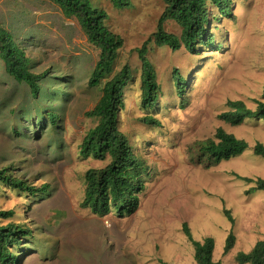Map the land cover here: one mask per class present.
Segmentation results:
<instances>
[{
  "label": "rangeland",
  "instance_id": "obj_1",
  "mask_svg": "<svg viewBox=\"0 0 264 264\" xmlns=\"http://www.w3.org/2000/svg\"><path fill=\"white\" fill-rule=\"evenodd\" d=\"M90 1L124 39L119 67L128 64L133 77L119 126L148 166L145 188L138 210L127 217L98 216L82 206L85 172L108 163L80 154L87 131L97 124L85 113L101 96L100 87L88 84L98 51L77 20L49 0H0V24L25 49L33 71L46 72L40 96H34L25 82L7 74L0 59V168L10 167L37 188L49 185L46 194L35 196L0 187V209H13V221L26 223L32 233L16 250L18 264H197L185 223L194 239H215V261L239 264V252L264 240V190H253L264 179V159L253 151L257 142L264 144V119L233 125L219 115L229 110V100L251 109L264 100V0H231L225 16L215 9L220 19L208 25L214 43L197 54L184 46L173 51L149 44L163 88L151 110L142 105L137 48L156 30L164 0H132L126 8ZM165 26L180 34L175 22ZM175 70L186 79L183 96L174 86ZM52 109L59 113L56 123L37 119ZM145 116L160 124L144 123ZM219 127L246 140L248 150L211 168L192 162L189 146ZM230 233L235 243L225 253Z\"/></svg>",
  "mask_w": 264,
  "mask_h": 264
},
{
  "label": "trees",
  "instance_id": "obj_2",
  "mask_svg": "<svg viewBox=\"0 0 264 264\" xmlns=\"http://www.w3.org/2000/svg\"><path fill=\"white\" fill-rule=\"evenodd\" d=\"M57 5L65 17L75 19L79 23L88 42L98 51L97 60L90 74V87H100L101 96L95 106L87 111V117L97 124L90 128L81 145V156L107 160L104 167H93L85 172V197L82 206L90 208L98 216L116 214L127 217L134 214L140 205V193L145 188V176L148 166L142 158L135 154L128 136L120 129L119 119L125 108L124 91L132 79V69L128 64L119 67L120 50L124 46L123 37L107 25V13L94 6L90 0H49ZM117 8L132 5V0H109ZM165 8L161 13L156 30L147 38L143 45L137 48L141 61V91L144 109H154L163 96V88L158 81L155 66L148 57L149 44L168 46L177 51L183 46L191 53H198L201 46H211L214 39L209 34L208 25L215 17L218 9L220 16L229 15L231 0H164ZM215 17V18H214ZM173 21L179 26L180 34L168 31L166 22ZM213 21V22H212ZM0 59L5 71L18 82H25L34 96H40L45 73L33 71L30 57L19 45L14 35L4 25L0 24ZM174 86L178 94L183 96L187 86L185 77L174 71ZM45 97H52L46 93ZM264 98V92H263ZM255 109L249 108L242 100H229V110L219 116L224 121L239 125L246 119H264V100H256ZM45 113V114H44ZM37 117L45 116V122L53 123L59 118L55 110H46ZM146 124L160 123L153 116H145ZM45 122H42L41 125ZM249 148V143L219 127L214 135L196 140L188 148L190 159L204 168H211L222 161L239 156ZM254 154L264 159V144L257 142L253 147ZM238 176V175H237ZM250 183V177L239 176ZM254 189L264 190V179L258 178ZM26 192L31 196L46 194L49 185L37 188L27 180L16 177L10 167L0 168V187ZM225 214L230 221L233 217L229 210ZM13 209H0V264H18L20 255L16 253L23 239L32 235L26 223L13 221ZM8 221V222H7ZM184 232L194 246V258L197 264H220L214 260L215 239L211 236L202 241L193 238L187 223ZM235 236L230 233L226 240L224 252L228 253L234 246ZM236 260L239 264H264V240L258 241L249 252H239ZM163 264H169L164 262Z\"/></svg>",
  "mask_w": 264,
  "mask_h": 264
}]
</instances>
